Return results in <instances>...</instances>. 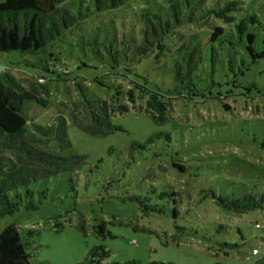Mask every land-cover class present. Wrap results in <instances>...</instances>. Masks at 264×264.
<instances>
[{"label": "rangeland", "instance_id": "374dc122", "mask_svg": "<svg viewBox=\"0 0 264 264\" xmlns=\"http://www.w3.org/2000/svg\"><path fill=\"white\" fill-rule=\"evenodd\" d=\"M66 2L86 16L51 46L57 60L50 67L66 71L57 75L39 56L10 51L0 53V76L38 93L45 106L34 102L28 109L36 123L64 115L71 145L57 151L82 155L83 163L30 183L28 191L12 190L16 206L0 218V231L16 225L30 264H75L95 245L107 251L104 263H254L264 253V209L238 214L217 204L212 192L264 195V57L252 62L233 23L216 19L226 39L200 69L205 90L179 95L172 70L177 38L167 40L159 58L155 51L138 60L134 54L140 35L132 17L144 7L163 12L165 0H125L103 11L96 0ZM263 3L246 0L236 20L261 15ZM102 99L112 105L115 130L93 135L73 122V102ZM121 103L128 110L119 113ZM88 115L82 107L80 119ZM138 198L165 212H145Z\"/></svg>", "mask_w": 264, "mask_h": 264}, {"label": "trees", "instance_id": "16d2710c", "mask_svg": "<svg viewBox=\"0 0 264 264\" xmlns=\"http://www.w3.org/2000/svg\"><path fill=\"white\" fill-rule=\"evenodd\" d=\"M124 1L96 0V9L103 11L115 8ZM245 1L225 0L219 3V0H165V5H159L164 8L163 12L157 8L140 9L132 17L133 26L136 28L134 32L140 35L139 40L135 37L137 41L134 50L135 60L152 51H155L157 58L165 55L169 48L167 40L177 38L174 48L177 55L172 67L173 79L177 82L176 93L202 94L205 88L200 69L209 60L208 56L210 61L214 59V55L217 54L216 43L218 46L225 45V26L215 24L216 19L224 23H233L239 39L245 38L244 47L252 62L264 57V48L260 47V44L264 43V3L261 15L247 12L236 20V13L244 8ZM85 17L82 14H74L66 0H0V53L16 51L23 56L28 54L39 56V63L45 69L59 75L67 68L50 67V64L57 60L51 46L66 30L80 24ZM183 27L201 29L182 33L180 29ZM259 36H262L261 40ZM209 42L213 46L208 55ZM240 72L243 73V70L240 69ZM119 93L120 91H116L117 95ZM39 98L34 89L19 83L14 85L0 76V218L14 212L16 204L9 197L12 190L20 187L27 189L32 182L77 170L83 163L82 155H65L57 151L71 145L62 113L55 114L47 124H38L34 116L28 117V109L34 106V102L45 106ZM73 106V122L88 133L105 135L115 130V126L110 122L112 105L107 100L76 101L73 102ZM225 106L228 108V105ZM80 107L88 109L86 122L79 117ZM117 110L122 113L127 111L128 107L126 103H121ZM153 118L157 122L162 121L155 115ZM167 137L169 138L168 134ZM149 141L151 138L147 140ZM171 193L175 195L173 191ZM162 194L165 195L161 192L160 197ZM212 196L224 209L238 214L264 209V195H257L252 191L237 197L215 195L213 192ZM138 200L143 204L145 212H165V209L158 205L145 203L146 200L143 198ZM176 213V210L172 211L173 216H176ZM255 226L260 228L256 224ZM238 232L241 233L240 229ZM27 246L28 243L16 225L7 224L0 231V264H30ZM106 254L103 245H95L75 264H138L136 260L104 263ZM252 264H264V253Z\"/></svg>", "mask_w": 264, "mask_h": 264}, {"label": "built area", "instance_id": "2783aa9c", "mask_svg": "<svg viewBox=\"0 0 264 264\" xmlns=\"http://www.w3.org/2000/svg\"><path fill=\"white\" fill-rule=\"evenodd\" d=\"M38 80L43 81L44 78H43V77H38ZM256 225L259 226V224H256ZM251 253H252V254H257V253H258V249H257V248H253V249L251 250Z\"/></svg>", "mask_w": 264, "mask_h": 264}]
</instances>
